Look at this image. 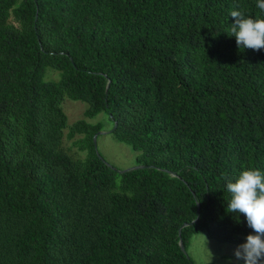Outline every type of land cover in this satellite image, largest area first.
I'll return each instance as SVG.
<instances>
[{
    "label": "trees",
    "instance_id": "obj_1",
    "mask_svg": "<svg viewBox=\"0 0 264 264\" xmlns=\"http://www.w3.org/2000/svg\"><path fill=\"white\" fill-rule=\"evenodd\" d=\"M256 3L0 0V264H196L195 235L244 241L223 177L264 172V50L230 13ZM102 113L138 154L124 174L95 149ZM80 136L85 160L63 147Z\"/></svg>",
    "mask_w": 264,
    "mask_h": 264
},
{
    "label": "clouds",
    "instance_id": "obj_2",
    "mask_svg": "<svg viewBox=\"0 0 264 264\" xmlns=\"http://www.w3.org/2000/svg\"><path fill=\"white\" fill-rule=\"evenodd\" d=\"M256 6L264 11V0ZM230 36L235 37L238 48L264 50V18L246 16L239 10L230 13ZM229 198L227 213L243 214L252 230L238 244L233 255L240 264H264V172L256 168H243L235 176L223 177Z\"/></svg>",
    "mask_w": 264,
    "mask_h": 264
},
{
    "label": "rangeland",
    "instance_id": "obj_3",
    "mask_svg": "<svg viewBox=\"0 0 264 264\" xmlns=\"http://www.w3.org/2000/svg\"><path fill=\"white\" fill-rule=\"evenodd\" d=\"M47 74V80L57 81L60 78V73L54 72L51 69H48ZM63 110L71 126L85 119L84 115L88 110V105L66 99L63 103ZM88 123L91 125L100 124L103 127V131L99 133L100 135L97 140V152L106 165L118 172L137 167L138 154L133 152L127 145L117 143L114 140L111 135L113 124L107 114L102 113L95 119L88 120ZM82 140L83 136L72 141L66 137L63 143L65 152L77 160H85L86 153H82L78 145ZM236 246L220 244L209 240L205 235H195L190 240L187 249L196 264H239L233 255Z\"/></svg>",
    "mask_w": 264,
    "mask_h": 264
},
{
    "label": "water",
    "instance_id": "obj_4",
    "mask_svg": "<svg viewBox=\"0 0 264 264\" xmlns=\"http://www.w3.org/2000/svg\"><path fill=\"white\" fill-rule=\"evenodd\" d=\"M116 126V125H115ZM115 126H114V128H115ZM100 134H98V135H96L95 137H94V145H95V149L97 150V140H98V136H99ZM126 172H128V170L127 171H122V172H119L120 174H124V173H126ZM191 225H193V224H191ZM186 225H184L183 227H185ZM180 231V234H181V230H179ZM181 249L183 250V252H185L186 253V249H185V246H184V244H183V242L181 241Z\"/></svg>",
    "mask_w": 264,
    "mask_h": 264
}]
</instances>
